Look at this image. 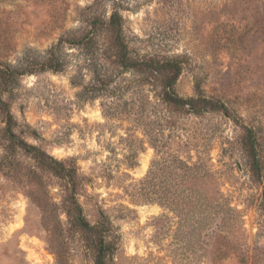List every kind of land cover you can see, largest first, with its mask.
<instances>
[{
	"label": "rangeland",
	"instance_id": "374dc122",
	"mask_svg": "<svg viewBox=\"0 0 264 264\" xmlns=\"http://www.w3.org/2000/svg\"><path fill=\"white\" fill-rule=\"evenodd\" d=\"M93 1L0 0V96L17 130L76 164L83 215L109 224L108 264H264V0H101L105 17L122 16L133 58L178 60L177 95L228 109L203 114L168 105L159 80L102 56V37L91 48L60 45L62 71L41 67L61 36L86 29L80 11ZM4 125L0 116V264H95L100 234L65 215L57 178L26 183V167L40 170L6 147ZM166 154L211 172L178 187L209 205L158 202L176 188L175 165L151 166ZM151 170L156 201L138 189ZM38 192L50 207L38 205Z\"/></svg>",
	"mask_w": 264,
	"mask_h": 264
},
{
	"label": "trees",
	"instance_id": "16d2710c",
	"mask_svg": "<svg viewBox=\"0 0 264 264\" xmlns=\"http://www.w3.org/2000/svg\"><path fill=\"white\" fill-rule=\"evenodd\" d=\"M101 0H94L90 5L81 9L80 19L85 24L86 29L82 32L71 35L61 36L58 41L51 46L48 51V56L42 62L41 67L43 69H49L53 71H62L64 63L57 57L56 52L60 45L68 43L70 45H78L83 48H88L94 45H98L99 38H103L105 47L102 51V56L107 59H111L112 63H115L123 70L134 69L136 71L145 72L147 75H151L155 81L159 80V84L163 87L162 100L168 105L183 110L186 114H203L205 112L222 110L228 113L226 106L211 98L205 96H190L181 97L177 95L173 89V84L182 70V65L178 60L166 59L162 62L153 60H143L139 58H133L128 50V47L124 41L122 32V16L118 10L114 9L111 13L105 17L103 11L99 10ZM3 73L4 71L1 70ZM23 72H20V74ZM6 74V73H5ZM6 75V77H9ZM0 116L4 122L3 134L6 137L7 148L10 150H20L24 155L29 157L33 161V165L40 171L37 173L31 167H26L23 175L26 178V183H31L32 180H37L39 184L43 185L42 173H49L60 181L62 187V199L60 207L67 217L74 222L79 228L85 231H97L100 235V245L98 247L97 254L95 256V264H108L106 259V244L105 238L108 235L109 224L104 215H101L102 225L91 224L83 215L82 206L78 200L79 191L82 189L83 176L78 174V168L72 161H62L54 158L45 150L38 146L29 143L22 134L24 131L20 128V124L14 114L10 111L8 103L0 96ZM250 146L254 152V170L257 171L258 161L255 151V138L249 135ZM162 161L153 160L151 166L164 163L175 165L170 173L171 176L168 179L169 186H175L174 190H166L164 198H159L158 201L162 206L168 208L182 209L184 206L191 204L196 205H209V198L198 196L197 194H186L178 187H182L185 184L192 185L198 180H209L211 178V172L207 169L204 172H199V165L190 160H181L175 158L169 154L162 156ZM172 164V165H171ZM159 169V167H158ZM10 170L17 171V164L10 167ZM162 170V169H160ZM172 170L174 172H172ZM178 170V172H177ZM151 174V175H149ZM148 175L139 181V191H142L144 200L156 201V190H150L151 182L153 179L154 170H151ZM38 205L44 208L50 207L51 203L48 201L44 194L38 192L36 198H34ZM55 205V204H53ZM52 210V209H51Z\"/></svg>",
	"mask_w": 264,
	"mask_h": 264
},
{
	"label": "bare ground",
	"instance_id": "6f19581e",
	"mask_svg": "<svg viewBox=\"0 0 264 264\" xmlns=\"http://www.w3.org/2000/svg\"><path fill=\"white\" fill-rule=\"evenodd\" d=\"M145 161H146V160H145V159H143V168L145 167V163H146Z\"/></svg>",
	"mask_w": 264,
	"mask_h": 264
}]
</instances>
